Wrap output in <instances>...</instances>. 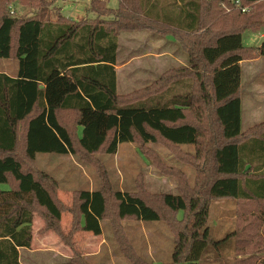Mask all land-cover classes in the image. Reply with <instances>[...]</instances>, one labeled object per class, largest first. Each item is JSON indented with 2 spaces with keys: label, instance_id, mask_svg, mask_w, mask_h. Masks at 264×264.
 <instances>
[{
  "label": "trees",
  "instance_id": "1",
  "mask_svg": "<svg viewBox=\"0 0 264 264\" xmlns=\"http://www.w3.org/2000/svg\"><path fill=\"white\" fill-rule=\"evenodd\" d=\"M54 1L0 0V59L18 62L16 75L0 72V264H22L19 251L32 246L36 214L45 230L61 235L66 206L57 197V181L37 167L38 153L114 155L123 143L139 142L143 149L161 140L196 147L195 187L182 183L181 194L157 197L160 205L107 187L77 191L75 227L101 235L102 221L111 220L134 264L148 263L130 252L122 225L127 219L168 221L175 244L171 264H202L211 249L229 244L248 255L235 264H264V122L241 128V62L254 53L264 56V41L247 47L243 35L255 27L249 20L264 0H180L187 13L177 28L152 17L145 0H119L108 10L111 18H103L106 0H92L98 16L81 21L62 14L46 18ZM17 2L33 12L17 13ZM142 29L175 35L188 65L121 96L118 35ZM222 199L244 204L242 215L256 221L236 240V232L212 236L211 202ZM249 204L257 208L246 211Z\"/></svg>",
  "mask_w": 264,
  "mask_h": 264
},
{
  "label": "rangeland",
  "instance_id": "2",
  "mask_svg": "<svg viewBox=\"0 0 264 264\" xmlns=\"http://www.w3.org/2000/svg\"><path fill=\"white\" fill-rule=\"evenodd\" d=\"M103 18H111L109 8L117 9L119 0H106ZM92 0H55L46 9L45 17L55 20L62 14L77 21L98 16L91 11ZM17 13L29 15L31 7L19 2L13 5ZM249 20L255 27L243 35V44L247 47H259L264 41V5L256 7ZM147 30V29H142ZM130 30H125L127 32ZM140 31V30H137ZM150 31V30H149ZM138 35V33H134ZM158 34V33H157ZM173 49V48H171ZM178 50V49H177ZM179 52L180 51L179 49ZM122 49L120 60L125 56ZM187 56V54H186ZM184 57L186 61L188 57ZM0 59V70L17 73L18 62ZM138 64H130L120 71L118 93L126 96L137 90L152 85L168 70L184 66L183 64L146 65L150 73L142 75L135 72ZM188 65V64H186ZM137 68V67H136ZM135 68V69H136ZM242 68V130H249L264 122V56L256 53L241 62ZM132 72L129 77L128 73ZM153 73V75H152ZM13 74V75H15ZM74 115L65 118L74 120ZM193 117L190 113L189 120ZM64 118V119H65ZM82 128L78 135L81 136ZM139 142L120 144L118 152L110 155L101 151L87 156L84 154L64 155L56 153H38L37 167L51 175L58 184L57 197L66 209L61 219V235L52 230H45L43 218L36 214L33 223V242L29 249H20V259L24 264H134L114 233L111 220L102 221L103 233L94 235L75 227L74 194L81 190H97L101 187L113 190L129 191L148 196L156 205L157 197L164 194H181L183 184L189 188L196 185L197 168L193 161L196 153L194 145L171 146L165 141L148 143L142 149ZM142 149V150H141ZM6 189V185H2ZM244 204H237L232 199L213 200L211 202L209 225L214 239H222L227 233L236 232L235 240L247 224L256 223L248 212L242 215ZM262 206V205H260ZM257 205L249 204L245 210H255ZM183 212H179V217ZM167 217L168 214L166 213ZM125 235L131 251L148 264H171L174 251V234L167 220L144 222L135 219L122 221ZM251 234L257 229H247ZM260 234V232L258 231ZM256 234V233H255ZM253 245V244H251ZM249 250V249H248ZM254 250H257L254 247ZM235 253L231 244L219 250L211 249L202 264H235L237 259L247 257Z\"/></svg>",
  "mask_w": 264,
  "mask_h": 264
},
{
  "label": "crops",
  "instance_id": "3",
  "mask_svg": "<svg viewBox=\"0 0 264 264\" xmlns=\"http://www.w3.org/2000/svg\"><path fill=\"white\" fill-rule=\"evenodd\" d=\"M144 3L152 17L167 19L169 23L174 24L171 25L173 28L179 26L178 23L187 13L185 9L181 10L183 8V3H181L180 0H145ZM134 33H138V35H135ZM118 45L119 48L116 65L118 88L120 71L124 68L123 66L127 67L130 64H138L136 66L137 68H134V71L140 72L139 74L142 75L143 70L145 69L144 67L148 64H151L149 65L151 68L152 64H188V58L185 61L183 57L188 56H186V53L183 51L173 34L162 36L149 30L122 31L118 35ZM122 49H124L126 53L124 58L122 57V60H120L119 54L122 52ZM179 49L182 52H179ZM5 63L6 60H3V63L1 64ZM0 72L9 75L15 74H11L6 70H0ZM148 72L150 73L149 69H145V73ZM128 75L130 77L132 72H129ZM20 262L24 264L21 259Z\"/></svg>",
  "mask_w": 264,
  "mask_h": 264
}]
</instances>
